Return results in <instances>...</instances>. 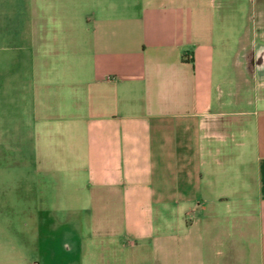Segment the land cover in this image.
Instances as JSON below:
<instances>
[{"label": "crops", "instance_id": "crops-1", "mask_svg": "<svg viewBox=\"0 0 264 264\" xmlns=\"http://www.w3.org/2000/svg\"><path fill=\"white\" fill-rule=\"evenodd\" d=\"M243 2L0 0L11 165L32 164L35 71L47 104L51 72L66 78L55 94L65 114L44 117L71 122L83 161L87 202L59 222L78 244L72 264L87 250L84 216L107 264H264V45L240 35L231 52L224 33ZM244 70L256 73L245 90Z\"/></svg>", "mask_w": 264, "mask_h": 264}, {"label": "rangeland", "instance_id": "rangeland-1", "mask_svg": "<svg viewBox=\"0 0 264 264\" xmlns=\"http://www.w3.org/2000/svg\"><path fill=\"white\" fill-rule=\"evenodd\" d=\"M263 3L264 0L257 1V6L252 9L248 0H244L238 7L236 17L232 18L233 14H231L228 18L230 20L225 26L224 33L228 37V47L232 49L231 52L235 49L240 35H244V47L251 46L254 41L260 46L264 45ZM217 26H220L219 23ZM4 57L7 56L4 55ZM49 59L56 64L60 61V58L53 53ZM244 65H246L245 60ZM3 67L6 69L3 73L9 74L11 66L6 60ZM25 71L20 70L17 74L20 84L21 79L30 75ZM63 75L64 72H51V97L50 103L47 104L43 96V72L35 71L34 146L29 170L26 167L11 165L8 140H6L8 150L0 151V264H24L21 258L23 256H40L43 259L49 253L57 256L55 264H61L59 243H55L59 240L58 237H61L60 232L52 229L50 235L48 232L50 230H45L42 224L45 220L58 229L61 227L59 222L63 223L69 217L66 213L67 209L85 205L87 202L84 189L86 178L81 166L83 161L76 151L74 133L69 134L68 127L71 122L67 121L68 124H65L66 121L61 119L63 120L61 124L57 118L46 120L44 117L48 112L65 114L66 104L58 102L55 97V94L61 93V82L66 80ZM251 76L256 77V73L250 70L243 71L244 90L250 85ZM258 77L260 93L264 94V71L260 70ZM0 138L9 139V136H0ZM49 196L54 197L51 200ZM28 206L34 210L28 211ZM49 211L50 215L47 214ZM24 223L31 224L34 230L31 232L23 230ZM10 226L17 228V231H12ZM82 227L83 239L87 244L82 264H107L106 248L99 249V245L88 238V224L85 216ZM63 229H65L64 226ZM43 230L48 232L46 235L49 234L55 238L33 241V236L30 234L33 233L36 236L42 234L44 237L46 235ZM35 239L38 238L35 237ZM101 250L104 252L100 254ZM120 255L122 256V253ZM99 258H103L101 263L98 261Z\"/></svg>", "mask_w": 264, "mask_h": 264}, {"label": "flooded vegetation", "instance_id": "flooded-vegetation-1", "mask_svg": "<svg viewBox=\"0 0 264 264\" xmlns=\"http://www.w3.org/2000/svg\"><path fill=\"white\" fill-rule=\"evenodd\" d=\"M27 210L28 211H30V210L32 211L33 208L31 206L30 207L28 206ZM28 211L26 213H28ZM25 225H28L30 229L32 228V226H30L31 224L24 223V226ZM38 226H40V225L38 224ZM42 227H44L45 230H50V231H48V232H50L49 233L50 235H51L52 229H54V231L60 232L59 234H60L61 237H58L59 240L55 241V243L56 242L59 243L58 249H59V251L61 253V256H60L59 260H60L61 264H72L73 261L75 260V258L77 257L78 251H79L78 250V244H77V242L75 240L74 233L71 230H67V229H63L62 230V227H60L58 229H57V227L54 228L51 224L47 223V221H45V220H44V223L42 224ZM28 232H31V231H28ZM47 233L44 231L45 235ZM49 234L44 236V237L42 236V234H40V235L38 234L36 236V235H34L32 233L30 235L33 236V238H32L33 241L38 242V241H41V240L43 241L44 238H51L52 236H50ZM35 237L38 238V239H35ZM52 238L54 239L55 237L53 236ZM53 239H51V240L53 241ZM56 257L57 256L55 254L52 255L51 253H49V255H46L43 258L48 262V264H52V263L55 264V261L57 260Z\"/></svg>", "mask_w": 264, "mask_h": 264}, {"label": "trees", "instance_id": "trees-1", "mask_svg": "<svg viewBox=\"0 0 264 264\" xmlns=\"http://www.w3.org/2000/svg\"><path fill=\"white\" fill-rule=\"evenodd\" d=\"M264 4V3H263Z\"/></svg>", "mask_w": 264, "mask_h": 264}]
</instances>
